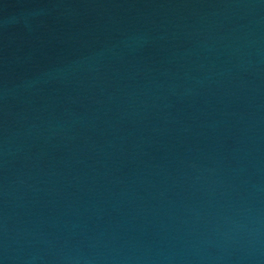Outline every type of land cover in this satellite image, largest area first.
Segmentation results:
<instances>
[{
	"label": "water",
	"instance_id": "obj_1",
	"mask_svg": "<svg viewBox=\"0 0 264 264\" xmlns=\"http://www.w3.org/2000/svg\"><path fill=\"white\" fill-rule=\"evenodd\" d=\"M0 264H264V0H0Z\"/></svg>",
	"mask_w": 264,
	"mask_h": 264
}]
</instances>
